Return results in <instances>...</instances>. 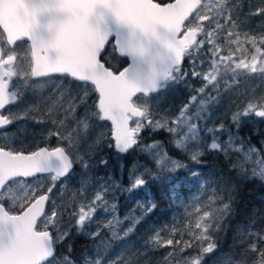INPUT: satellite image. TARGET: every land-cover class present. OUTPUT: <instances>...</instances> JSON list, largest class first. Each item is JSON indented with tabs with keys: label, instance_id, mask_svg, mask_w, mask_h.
Here are the masks:
<instances>
[{
	"label": "snow or ice",
	"instance_id": "obj_1",
	"mask_svg": "<svg viewBox=\"0 0 264 264\" xmlns=\"http://www.w3.org/2000/svg\"><path fill=\"white\" fill-rule=\"evenodd\" d=\"M248 16L261 17L257 28H250ZM108 49L125 59L122 70L102 62ZM253 75L264 80V6L244 16L238 0H0V135L15 125L19 144L0 145V264H76L66 243L72 228L93 241L103 228L123 239L156 208L146 197L140 216L124 217L130 222L121 235L116 192L143 189L148 179L171 188L181 181L203 187L204 170L197 166L213 154L239 153L230 168L247 178L250 166L252 176L264 180V151L247 147L241 136L249 118L264 121V95L247 93L231 112L230 128L213 122L221 94L239 92L242 79ZM190 81L200 87L192 89ZM48 83L54 92L41 97L40 119L33 114L40 106L28 93ZM189 89L175 111L161 109L162 98ZM27 120L54 125L32 138L55 137L56 146L26 149L19 136ZM105 121L114 141L107 146L119 154L139 150L154 172L133 166L127 187L95 174L97 167L111 166L103 156L93 159L103 133L89 143ZM144 130L168 133L180 158L159 140L144 143ZM76 164L82 170L78 186L66 195ZM181 169L185 174L176 175ZM229 211L228 200L212 188L166 231H155L148 246L168 249L165 264H204L205 254L217 249L215 233ZM98 212L111 219L101 225ZM66 217L71 226L61 228ZM105 244L103 237L94 243L95 255L84 257V264H116L104 258ZM190 248L195 252L181 255ZM213 261L264 264V234L250 236L240 261L219 255Z\"/></svg>",
	"mask_w": 264,
	"mask_h": 264
},
{
	"label": "trees",
	"instance_id": "obj_2",
	"mask_svg": "<svg viewBox=\"0 0 264 264\" xmlns=\"http://www.w3.org/2000/svg\"><path fill=\"white\" fill-rule=\"evenodd\" d=\"M117 60H119L121 68L126 66L125 59L117 56ZM104 62L109 68L117 71L115 66L106 58H104ZM249 121L242 130L241 136L245 140L246 146L264 151V121L261 118ZM141 136L144 138V143H151L154 140L164 141L170 155L177 159L180 158L175 155V150L169 144L168 133L144 131ZM236 155V153H230L225 156L221 153L213 154L210 158L206 157L205 163L197 166L204 170L201 173L203 187L181 181L175 188H171L166 186L163 180L153 181L149 179L147 189L152 201L156 204V208L143 216L140 223L135 226L137 233L145 237L150 234L152 236L155 231L154 228H163L166 231L174 221H179V218L184 216L185 207L192 205L197 197L204 201L207 197L208 188H210L209 185H212L217 192H222V196L230 204V211L223 219L220 230L215 233L217 249L213 252V256L219 255L220 258H233L240 261L244 255L245 245L250 242V236L264 234V180L257 176L244 178L238 173V170L231 169L230 165L236 161ZM183 162L191 166L187 159H184ZM136 163H142L153 172L155 171L143 158V154L134 149L129 153V172ZM185 171L184 169L178 170L176 175L183 176ZM194 179L187 176L189 181ZM229 197L231 198L228 199ZM66 243L71 244V258L79 261L94 241L73 231L70 240ZM191 249L195 251L194 248ZM60 251L65 255L68 254L63 247Z\"/></svg>",
	"mask_w": 264,
	"mask_h": 264
},
{
	"label": "rangeland",
	"instance_id": "obj_3",
	"mask_svg": "<svg viewBox=\"0 0 264 264\" xmlns=\"http://www.w3.org/2000/svg\"><path fill=\"white\" fill-rule=\"evenodd\" d=\"M238 2L240 3L242 15L244 16H247L250 10L254 11L257 7L264 6V0H238ZM233 15L235 16L236 13L234 12ZM260 20H261V17L248 16L247 24L250 26V28H257L260 24ZM108 52H109L108 56L105 57L106 60H108L113 66H115L117 70H120L121 69L120 62L119 60H117V56L115 52L111 51V49H108ZM190 83H191L192 89L200 87L199 81H190ZM52 86H53L52 84H49L47 87L52 88ZM239 88H240L239 92H236V93L226 92V93L221 94L219 98V103L216 106V111L213 116V122L215 123L223 122L226 127L230 128L231 127V120H230L231 112L235 109V107L238 104L243 103V101L247 98V93H251L252 95H256V96L264 95V80H260L255 75L246 77L242 79V83L239 85ZM42 89L43 88H39L37 89L38 90L37 92L35 91L31 92L29 96L33 98L37 97L38 99L41 100V97L46 98V95H51V93L44 94V95L41 94L40 92ZM253 89L255 90L254 92L252 91ZM29 91H33V89ZM190 92H191V89H189L187 92L180 91L175 96L162 98L160 101L161 109L167 110V111H175L176 108H178L181 103L185 102L186 97ZM256 119H259V118L258 117L249 118V120H256ZM101 123L104 126L97 130V132L95 133V136H93L89 140V143H94L96 137H99L101 133H103V136L105 137V139H103L101 144L97 146V148H99V150L97 151L98 153L97 156L98 157L103 156L104 158L108 159L110 161L111 166L107 168L103 166H99L95 169V174L101 178H106L107 176H111L112 179L117 181L119 184H121L124 187H127V184L125 183L126 178L124 177V173L122 171H117L118 167L117 165H115V163H113L114 160L117 159L119 154H117L118 156L113 155L114 147L111 148V151L113 153H111V151L109 154L107 153V150H110V148L107 145L109 143H113V141L111 140V132H112L111 125L109 122H101ZM144 131H149V130H144ZM19 138L22 142L27 143L29 146H32V147L34 144H38V145L44 144L46 141H51L52 139L51 137V138H48L47 140H41V139L33 140L32 133L30 134L29 131L22 132ZM221 139L225 140L226 137H221ZM161 142L164 143V141H161ZM247 147L249 146L247 145ZM77 148L79 149L81 154H83V152L86 150L83 143L78 144ZM236 154H237L236 155V159H237V157L239 156V153H236ZM134 166H137L140 169H143V167H145L142 163H136ZM246 167H248L247 176L252 177L251 167L250 166H246ZM80 171L82 170L81 169L76 170L77 175L74 176L73 179L68 182L64 190L66 195L69 192L76 190L78 186V182H79ZM145 178L148 179L147 176ZM212 188H213L212 185L210 188H208L207 197L212 194ZM224 190L225 188L223 189V191ZM219 194L222 195V192L219 191ZM146 196H150V193L147 189V184L144 186L143 189H136L133 192H116L115 193L114 203L116 204V208H117L116 214L122 221V223L118 226L117 230L121 235L123 234V231L125 230L126 226L130 222L129 220H124V217L125 216H129V217L139 216L143 210L141 206L147 202V200L144 199L146 198ZM133 197H135V199H133ZM97 215L101 217V220H100L101 225L104 223H107L108 219H111L110 213H99L98 212ZM70 226H71V221H70V218L68 217H66L64 222L60 225L61 228L70 227ZM92 227L94 230L96 225H93ZM160 229L161 228H154L155 231H159ZM73 231H76V230L72 228L71 233ZM150 236L151 234L146 235L145 237H142L134 229V231L129 233L127 237H124L123 239H114L111 237L109 229L103 228L101 231V237H103L104 240L106 241V244L104 245V252H105L104 258L106 260L107 259L115 260L116 264H123V261L120 259L121 257L126 258L128 264H165L164 254L168 251V249L149 248L148 239ZM101 237H97L94 243L98 242ZM86 238L89 239L88 237ZM94 243L86 251V253L81 257L80 261L75 260L76 264H84V257L95 255V252L92 251ZM194 252L195 251L190 248L186 252L182 253L181 255L187 256L189 253H194ZM212 257H215L213 256V253L212 255L205 254L204 264H209ZM220 260L223 261L226 259L220 258ZM212 264H216V262L213 261Z\"/></svg>",
	"mask_w": 264,
	"mask_h": 264
},
{
	"label": "flooded vegetation",
	"instance_id": "obj_4",
	"mask_svg": "<svg viewBox=\"0 0 264 264\" xmlns=\"http://www.w3.org/2000/svg\"><path fill=\"white\" fill-rule=\"evenodd\" d=\"M165 2H169V0H166ZM22 54V53H21ZM116 54V53H115ZM116 56H118L117 54H116ZM119 57V56H118ZM121 58V57H120ZM124 59V58H123ZM122 69V68H121ZM120 69V70H121ZM120 70H117V71H115V72H118V71H120ZM114 71V70H113ZM60 80H63V78H54V82H58V81H60ZM49 84H52L53 86H52V88H48L47 86L49 85ZM65 85L64 84H59V87H64ZM43 89L41 90V94H53V92H54V83H48V84H45L44 85V87H42ZM37 92L38 90L37 89H33V91H29V93H28V95H30V93L31 92ZM34 100H35V102L37 103V104H39V106H40V110H37L36 112H34L33 114L37 117V118H40V119H43V117H42V115H41V110L43 109V107H44V105H43V103L41 102V100L40 99H38L37 97H35L34 98ZM23 123V128L22 129H20V133L22 134V132H24V131H29L30 132V134L31 133H33V132H36V133H42L43 132V130L44 129H51V128H53V127H55L54 125H52L51 123H48V122H46V123H41V124H37V123H35L34 121H32V120H27L26 122H22ZM0 131H2V130H0ZM16 133H17V129H16V126L15 125H13V126H11V130L7 133V135H0V145H8V146H11V147H13V148H16V147H19V144L16 142L17 141V138H16ZM20 134V135H21ZM19 140H20V138H19ZM21 141V140H20ZM46 144H47V146H49V147H55L56 146V144H57V140H56V138L55 137H52V139H51V141H46L45 142ZM44 143V144H45ZM113 143H114V141H113ZM32 144V143H31ZM23 145H24V147L26 148V149H30V148H32V146H29L27 143H24L23 142ZM40 145H43V144H40ZM99 150V148H97L96 149V152H95V155L93 156V159H96V158H98V153H97V151ZM110 151H111V148H110V150H107V153L109 154L110 153ZM111 153H113L112 151H111ZM117 154H119V153H117V151L115 150V148H114V154L113 155H115V156H118ZM119 156H120V163H117V159L116 160H114V162L113 163H115V165H117V167H118V169H117V171H122L123 173H124V177L126 178V181H125V183L127 184V186H128V173H129V153H127L126 155H124V154H119ZM123 165V167L121 168V166L120 165ZM78 169H80V165L79 164H76L75 166H74V170L76 171V170H78ZM86 253V252H85ZM84 253V254H85ZM74 260V259H73ZM81 260V259H80ZM79 260V261H80Z\"/></svg>",
	"mask_w": 264,
	"mask_h": 264
},
{
	"label": "water",
	"instance_id": "obj_5",
	"mask_svg": "<svg viewBox=\"0 0 264 264\" xmlns=\"http://www.w3.org/2000/svg\"><path fill=\"white\" fill-rule=\"evenodd\" d=\"M117 55H118V54H117ZM118 56H119V55H118ZM119 57H120V56H119ZM121 58H123V57H121ZM102 62H104V61H102ZM105 66L108 67L106 64H105ZM110 69H111V68H110ZM111 70H112V69H111ZM121 70H122V69H121ZM112 71H113V70H112ZM114 72H115V71H114ZM105 122H107V121H105ZM109 123H110V122H109ZM111 135H112V132H111ZM131 151H132V150H130V152H131ZM130 152H129V153H130ZM124 155H126V154H124Z\"/></svg>",
	"mask_w": 264,
	"mask_h": 264
}]
</instances>
